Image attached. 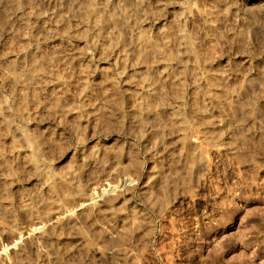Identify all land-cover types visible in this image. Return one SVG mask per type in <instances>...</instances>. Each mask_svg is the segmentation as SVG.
Listing matches in <instances>:
<instances>
[{
    "label": "rangeland",
    "instance_id": "374dc122",
    "mask_svg": "<svg viewBox=\"0 0 264 264\" xmlns=\"http://www.w3.org/2000/svg\"><path fill=\"white\" fill-rule=\"evenodd\" d=\"M0 264H264V0H0Z\"/></svg>",
    "mask_w": 264,
    "mask_h": 264
}]
</instances>
